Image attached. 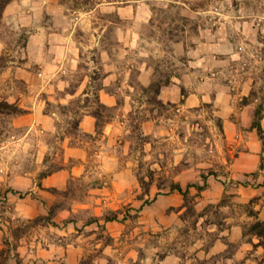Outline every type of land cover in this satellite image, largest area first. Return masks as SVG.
<instances>
[{"label": "rangeland", "instance_id": "374dc122", "mask_svg": "<svg viewBox=\"0 0 264 264\" xmlns=\"http://www.w3.org/2000/svg\"><path fill=\"white\" fill-rule=\"evenodd\" d=\"M14 1L18 2L20 8L3 16V37L7 43L3 44L1 52L7 59L6 65L11 63L10 60L13 61L11 64L19 65L23 58H27L26 41L33 29L32 26L23 25V22H28L29 13L38 6V10L43 9L41 22L47 25L48 32L56 31L57 43H63V39L70 40L67 65L69 87L78 80L81 82L79 93L69 97L67 106L63 107L58 98L45 105L53 126L47 125L48 130L44 132L31 130L28 133L30 144L13 142L11 137L26 131L29 115L20 119L22 125L18 127L10 123V118L0 117V181L3 182L0 187V229L3 231L0 233V264H8L15 259L12 237L15 229L21 227L14 226L17 223L13 215L11 191L15 189L11 187V182L15 181L16 191L22 193L32 183L40 184L44 173L79 165L81 161L74 149H71V155L64 153L59 136L67 137L69 150L73 147L86 148L88 154L82 163L88 175L69 178L63 189H46L44 194L53 195L56 200L47 206V214L29 222L36 226L37 236L49 214H55L59 208L69 211L64 224L72 221L83 226L99 209L103 215L116 212L134 222L142 206L146 203L149 205L155 193L160 195L168 191L170 181L182 183L184 188L189 182L202 183L201 175L209 169L216 170L218 175H227L226 166L237 149L223 140L211 103L200 102L190 107L181 106L183 99L164 103L152 90L141 89L140 86L148 84L141 83L140 69L144 65L149 67L150 80L152 73L154 80H164L171 75L182 76L187 70L192 50L199 44L200 32L208 28L211 30L221 21L226 24L230 40L238 47L243 46L237 22L241 16L250 15L251 12L264 15V0H101L93 8L76 11L59 4L57 0ZM170 3L175 6H168ZM127 4H133L135 12L129 17L128 14L121 17L117 7ZM180 15L187 18L181 19ZM151 17L152 21L149 22ZM144 19L148 21L144 22ZM258 38L264 44L261 33ZM245 49L250 54L245 53L242 59L231 60L229 72L238 73L243 67L257 66L251 55L254 48L246 46ZM263 55L264 52L258 60ZM260 66H263V62ZM12 81L14 87L23 88L19 80L13 78ZM100 85L108 86L116 94L118 106L108 112L115 120L122 121L115 125L116 134L110 139L107 136L102 138V132L90 139L81 130L72 127L78 113L96 108L94 93L98 92ZM0 87H3L2 83ZM181 94L186 95L187 89L182 88ZM125 98L132 99L130 106L123 104ZM75 107H79L77 114L73 111ZM41 139L50 146L44 156L39 152ZM110 155L115 158L111 159ZM122 156L126 157L123 166ZM113 164L122 171L124 167L132 171V178H127L125 172L120 173V180L130 181L127 183L130 187L119 193L111 188L113 176L103 171ZM106 179V188L101 190L105 198L98 203L91 196V187L102 185ZM140 179L144 183L139 182ZM133 181L138 184L137 187H133ZM199 192L189 195L188 204H191L193 212L185 213L183 209L179 213V219L184 223L181 226L182 234L187 230L194 234L199 213L206 215L203 221L206 226L222 220L224 214L238 208L229 205L223 209L222 206H215L217 202L201 208L196 199ZM119 197L126 200L131 198V201L124 204L118 201ZM222 198L225 204L226 195ZM23 227L26 231L28 225ZM101 235L102 241L107 243L108 237Z\"/></svg>", "mask_w": 264, "mask_h": 264}, {"label": "crops", "instance_id": "0c3cea01", "mask_svg": "<svg viewBox=\"0 0 264 264\" xmlns=\"http://www.w3.org/2000/svg\"><path fill=\"white\" fill-rule=\"evenodd\" d=\"M37 7L29 13L28 22H23V25L32 26L33 29L27 41V58H23L19 65L11 64L13 61L10 60L11 63L0 69V83L3 84L0 98L15 102L26 110L13 118L12 124L15 127L22 125L20 119L29 115L26 131L22 135L11 136L16 143L30 144L28 133L31 130L44 132L48 130L47 125L53 126L51 116L44 109L46 101L58 98L60 103L65 104L80 89L79 84L74 93H62L69 84L67 65L70 40L63 39V43H57L56 31H47V25L40 20L43 9L38 10ZM15 8H20L18 2L9 3L4 16ZM134 9L133 4L118 6L117 13L121 17L126 14L129 17L134 14ZM146 21L148 19H144ZM237 25L243 37V46L240 47L230 40L226 24L222 21L211 30L201 31L199 44L191 52L186 72L182 76L172 75L171 83L161 87L158 98L164 103L183 99L181 106L188 107L197 106L200 102L211 103L222 125L223 140L237 150L226 166L227 175H220L222 180L210 177L208 187L202 189L196 199L202 208L208 203L218 202L226 195L227 201L222 208L232 205L239 209L234 208V211L224 214L222 224L213 222L205 226L203 221L206 215H201L193 229L194 234L191 235L188 230L182 234L181 226L184 223L179 219V213L184 207L177 208L183 198L180 192L173 190L153 197L149 205L144 204L134 222L117 213L113 220L98 218L83 226L72 221L64 224L69 211L59 208L37 236L36 226L29 222L47 214V206L56 200L55 196L44 194L46 189H63L69 178L88 175L82 163L88 154L86 148L73 147L70 150L74 149L81 159L79 165L60 167L44 176L40 184L32 183L25 187L22 193L16 191V182H11V187L15 189L11 191L13 215L17 223L14 226L21 227L15 229L12 237L15 259L8 264H264V247L253 245L258 238L251 234L243 235V225L254 218L249 209L255 211L259 219H264V55L258 60L264 52L263 41L258 38L261 33L264 39V15L251 12L250 15L241 16ZM246 46L254 48L251 55L257 66L243 67L238 73L229 72L230 61L242 59L248 53ZM2 47L0 43V53ZM262 62L263 66H260ZM140 70L141 83L147 85L150 82V69L144 65ZM13 78L22 82L23 88L14 87ZM107 87L105 85L98 89L100 101L108 106H118L116 94ZM181 88L187 89L186 95L181 94ZM123 101V104L130 106L132 99L125 98ZM257 106L261 108L259 122L263 141L258 138L256 129L251 128ZM94 121L91 115L84 114L80 121L81 129L93 132ZM121 122L111 117L103 125L102 138L107 136L110 139L116 134L115 125ZM58 139L64 147V153L71 155L73 150L70 152L67 146V137L59 136ZM39 141V152L44 156L50 146L43 139ZM110 158L115 157L110 155ZM118 169L113 164L103 171L113 176L111 188L119 193L130 187L127 184L130 181L120 180V173L125 172L127 178H132V171L127 167L123 171ZM242 180L246 184L239 183ZM104 184L91 187V196L98 203L105 198L101 195V190L106 188ZM179 184L183 187L182 183ZM2 185L0 181L1 188ZM134 186L138 184L133 181ZM196 191L195 187L189 188L190 194ZM42 199L47 201L43 202ZM118 201L126 204L131 198L126 200L119 197ZM101 214L100 209L94 213L95 216ZM26 224L28 228L25 231L23 226ZM49 233L52 235L49 236ZM101 233L108 237L107 243L102 241ZM153 233L155 235L152 236Z\"/></svg>", "mask_w": 264, "mask_h": 264}, {"label": "trees", "instance_id": "16d2710c", "mask_svg": "<svg viewBox=\"0 0 264 264\" xmlns=\"http://www.w3.org/2000/svg\"><path fill=\"white\" fill-rule=\"evenodd\" d=\"M13 1L14 0H0V43H2L4 45L7 43V40H5L3 37L4 11H5L6 6ZM106 1L113 2L116 0H106ZM57 2L61 5H65L68 9L76 11V10H87V9L93 8L98 3H100L101 0H57ZM168 6L173 7V6H175V4L170 3ZM180 18L185 20L187 17L185 15H180ZM151 21H152V17L149 19V22H151ZM28 38L29 37H27V39ZM175 41H177V40L175 39ZM6 62H7V59L4 58V54H2V52H1L0 53V69L6 65ZM171 76L166 77L164 80H162V79L154 80L153 79V73H152V78H151L150 82L148 83V85L147 86H140V87L144 91L152 90V92L156 96H158L161 87H163L165 85H169L171 83ZM92 78L95 79L96 77H92ZM79 82H81V80H78V82H76V84H74V86H72V87H69L70 85L68 84L67 87L65 88V91L62 93L63 94L64 93H74L75 89L80 84ZM101 87L102 86L100 85L97 89H100ZM181 90H182V88H181ZM83 93H85V95H87L86 91H83ZM94 96H95V103H96L95 109L90 110V111L86 110L85 112L81 111V113H78L79 107H75L73 109L74 113L75 114L78 113L79 116L74 121L72 127L75 130H77V129L81 130L83 132V135L89 136L90 139H92L94 137V135L102 132L103 125L106 122H108L112 116L111 113H109L108 111L115 108V106H108V105L104 104L103 102H101L99 99V95H98L97 91L94 93ZM69 102H70V100L65 104L61 103V105H63V107H65L68 105ZM48 103H49V101H46L45 105H47ZM25 112H26V110L23 109L22 107H20L17 103L9 102L3 98H0V117L6 116V117L10 118L11 120H13V118H15L16 116L21 115ZM45 112H47V110H45ZM84 114H89L94 118L95 121H94V131L93 132H87V131H83L81 129L80 121H81L82 116ZM260 118H261V108H260V106H257L255 111H254L253 120L251 123V128L256 129V133H257L258 138L263 141L262 129H261L260 122H259ZM10 123H12V122H10ZM217 126H218L219 130L222 132V125H221L219 119H217ZM262 165L263 164L261 162L260 166L262 167ZM51 172L49 171V172L44 173L42 175V177L46 176L47 174H49ZM210 177H214L218 180H221L220 175L217 174L216 170L209 169L208 172L201 175L202 183L189 182L183 188L178 182L170 181L168 191L176 190V191L181 193L182 198H183L181 205L177 209L184 207L185 213L186 212L188 213L190 211L193 212L191 204H188L189 200H190L189 188L195 187L198 192L201 191L202 189L208 187V179ZM139 182L144 183V181L141 179L139 180ZM239 183L244 185V184H246V181L242 180V181H239ZM19 194L21 195V193H19ZM156 195H158V194L155 193L153 197H156ZM222 205H225L224 204V198L220 199L219 202H217L215 204L216 207H220ZM202 213L197 214V216H201ZM249 213L251 215H253L254 218L250 223L243 225V235L251 234V235L256 236L258 238V241L256 243H254L253 245H255V246L261 245L264 247V219H259L257 217L255 211H253L252 209H249ZM116 215H117L116 212H113V214H111V215L101 214L100 216H93L92 218H90V221H94L98 218H102L105 221L113 220L116 218ZM50 217H51V213L47 217V220H49ZM221 222H222V220H219L217 223L222 224Z\"/></svg>", "mask_w": 264, "mask_h": 264}, {"label": "clouds", "instance_id": "9594fccd", "mask_svg": "<svg viewBox=\"0 0 264 264\" xmlns=\"http://www.w3.org/2000/svg\"><path fill=\"white\" fill-rule=\"evenodd\" d=\"M126 159V157H123L122 156V159H121V166H123V161ZM108 179H110V177L108 178ZM105 183L107 182V179L104 181Z\"/></svg>", "mask_w": 264, "mask_h": 264}]
</instances>
